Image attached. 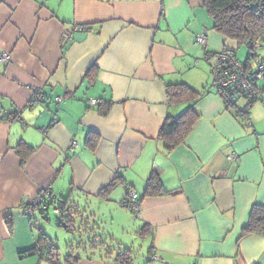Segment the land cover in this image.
<instances>
[{"label":"crops","instance_id":"1","mask_svg":"<svg viewBox=\"0 0 264 264\" xmlns=\"http://www.w3.org/2000/svg\"><path fill=\"white\" fill-rule=\"evenodd\" d=\"M213 26L205 0H0V53L12 55L0 62V264H54L48 251L28 252L36 222L49 218L37 211L31 219L25 205L48 189L76 206L68 231L89 236L69 242L63 258L43 226L59 264H264V236L241 237L254 205L264 206V79L249 120L235 117L206 54L242 46ZM255 55L251 65L264 62ZM177 84L204 94L199 121L168 152L160 130L191 105L171 103ZM37 91L45 101L32 106ZM232 153L239 161L228 160ZM153 173L168 194L143 197ZM115 179L123 183L102 195ZM133 191L137 217L122 205ZM104 209L138 231L143 259L105 251L96 233Z\"/></svg>","mask_w":264,"mask_h":264},{"label":"trees","instance_id":"2","mask_svg":"<svg viewBox=\"0 0 264 264\" xmlns=\"http://www.w3.org/2000/svg\"><path fill=\"white\" fill-rule=\"evenodd\" d=\"M205 8L209 16L213 19L214 29L216 32L223 34L229 39L235 40L240 46H246L253 44L258 38L263 39L264 35V0H205ZM260 40V42H261ZM249 55L247 61L254 58L256 55L253 53L256 49L248 48ZM237 54V53H236ZM94 66L91 68L87 77L92 81ZM204 93L196 91L186 84H177L170 86L168 89V97L173 104L190 103L189 107L178 117H168L158 136V140L161 142L164 149L168 152L175 150L182 145L187 137L192 132L195 124L199 121L200 115L195 109L196 103L201 99ZM252 106L247 113H241L237 109H230L232 114L237 118L243 120L250 117ZM109 108L101 110L100 113L107 116ZM24 149H21V153L24 156H28L32 151L28 149L26 145H21ZM122 180L115 179L111 184L105 187L102 191V195L107 196L117 186L122 184ZM168 194L164 189L158 175L153 173L148 181L147 188L143 197L151 196H163ZM141 201V198H140ZM61 205L62 215L58 216L59 222L65 224V227L69 230L72 228L70 224L73 214H75V208L73 204H69L67 201L62 200L59 202ZM67 219L65 221L64 219ZM32 219V218H31ZM36 246L28 252L40 253L41 256L46 255L45 251H48L49 261L54 264H59L56 259L53 258L57 255L56 249L53 248L51 240L41 229L36 232ZM256 234L264 236V206L254 205L251 210L249 221L242 229L241 237ZM104 244L103 242L100 243ZM79 248V247H78ZM108 248V247H107ZM54 251V252H52ZM109 251V250H105ZM55 253V255L53 254ZM126 254L129 251L125 252ZM107 259L110 258L111 253L107 252ZM127 257L124 254H119L118 258L123 259V262L127 263Z\"/></svg>","mask_w":264,"mask_h":264},{"label":"built area","instance_id":"3","mask_svg":"<svg viewBox=\"0 0 264 264\" xmlns=\"http://www.w3.org/2000/svg\"><path fill=\"white\" fill-rule=\"evenodd\" d=\"M261 38H258L253 44L245 47L257 49L260 46ZM196 41L207 46V38L205 34L197 36ZM207 58L214 59L211 67V75L213 78V87L219 97L225 103L227 109H237L241 113H247L251 106L262 100V92L258 87V82L264 79V62L260 61L256 66L238 58L234 49L224 47L218 51H207ZM12 55L9 52L0 53V62L10 64ZM45 101V96L37 91L33 94L30 104L36 105ZM58 104L64 101L63 96H59L55 100ZM89 105H96L95 100H89ZM8 119H12L11 115H6ZM56 121V119H55ZM75 148V143L72 149ZM231 162L239 161V155L232 153L228 156ZM122 205L128 208L134 217L139 216L141 212L140 196L136 192H130L128 197L123 201ZM26 214L30 218H34L37 211L48 213L52 211L54 214L61 216L62 209L60 203L56 202L52 190L42 191L40 195L29 205H25Z\"/></svg>","mask_w":264,"mask_h":264},{"label":"rangeland","instance_id":"4","mask_svg":"<svg viewBox=\"0 0 264 264\" xmlns=\"http://www.w3.org/2000/svg\"><path fill=\"white\" fill-rule=\"evenodd\" d=\"M256 51L258 52L260 57L264 56V48L256 49L253 53L255 54ZM237 55L240 60L245 61L249 55L248 48L245 46L240 47V49L237 51ZM261 85L262 83H260V86ZM114 207L117 211H120V209H118L115 205ZM119 213L120 212L112 213L110 210L105 211L104 209L102 220L100 223H97V235L100 238L102 237L104 242L107 243V250L111 252L116 251L119 253L123 252L126 249H132L134 258L143 259L144 257L140 251L141 248L145 246V241L140 237L139 233H137L138 231H134L132 230V228H129L127 226L123 228L119 226L120 220L128 224L127 220L123 218V216L121 217ZM47 216L49 218V221L41 219L38 223L36 222V226L34 227L35 231L38 232L42 229L43 226H45V230H47L51 234L50 238L53 244L60 248L63 258H65V255L68 252L67 245L69 244V242L73 243L74 246H77L81 243L80 238H83L82 241H84V243L88 241L89 236H86L85 233H82L81 235L74 232L70 233L68 229L63 225V223L59 222L58 215L54 214L52 211H49L46 217ZM93 241L96 242L97 240Z\"/></svg>","mask_w":264,"mask_h":264}]
</instances>
